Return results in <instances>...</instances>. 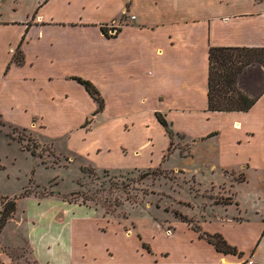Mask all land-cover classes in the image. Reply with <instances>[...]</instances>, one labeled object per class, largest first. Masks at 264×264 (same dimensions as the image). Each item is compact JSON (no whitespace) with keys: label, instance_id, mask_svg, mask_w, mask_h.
Wrapping results in <instances>:
<instances>
[{"label":"crops","instance_id":"obj_1","mask_svg":"<svg viewBox=\"0 0 264 264\" xmlns=\"http://www.w3.org/2000/svg\"><path fill=\"white\" fill-rule=\"evenodd\" d=\"M62 2L78 3L76 12L57 11ZM36 7L24 21L0 19V27L16 32L15 45L0 63L4 98L12 103L18 99L12 88L32 89L20 108L30 116L29 126L43 128L41 103L51 112L83 117L97 108L73 77L90 80L105 97L98 114L104 115L110 147L121 141L120 148L145 154V165L179 156L181 164L170 170L201 176L211 182V191L222 190L216 194L226 200L204 207L200 219L180 213L202 231L221 234L238 252L218 251L174 212L169 234L157 218L140 219L129 232L116 220L95 216L100 239L95 244L78 226L76 204L24 197L21 218L16 219V206L0 232L1 263L264 264V68L251 66L239 78L241 89L257 97L249 110L208 109L209 48L264 47V0H39ZM19 44L20 64L13 61ZM248 76L255 78V91L249 92ZM158 133L169 150L157 156L151 150ZM25 222L26 233L8 244L3 237L8 227L23 229ZM21 246L28 248L27 257L9 254Z\"/></svg>","mask_w":264,"mask_h":264},{"label":"rangeland","instance_id":"obj_2","mask_svg":"<svg viewBox=\"0 0 264 264\" xmlns=\"http://www.w3.org/2000/svg\"><path fill=\"white\" fill-rule=\"evenodd\" d=\"M38 1L0 0V19L24 21L38 9ZM77 7L78 3L67 5L62 2L57 11L65 8L75 13ZM110 24L114 26L116 23ZM15 40V27H0V63L9 56V48L15 45ZM247 81L250 82L249 92L255 91L254 76H248ZM6 85L0 82V197L16 199V219L21 218L22 210L27 206L24 197L67 200L76 204L74 215L81 218L78 226L84 228L86 237L96 244L100 239L95 234V216L105 217L107 221L116 220L129 232L142 219L157 218L169 234V218L173 212L197 214L196 218L200 219L204 207H211L217 199L226 200L216 194L222 190L209 189L211 182L206 178L198 176L193 179L170 170L180 163L179 156H166L167 159L160 161L158 166L145 165V154L137 157L120 148L121 141L113 140L110 147L104 115H94L97 108L83 117L82 113L76 112H51L46 104L39 103L41 109L46 108L40 115L44 127L40 128V123L37 127L29 126L30 116L20 104L26 99V93L31 95L32 89L12 88L18 99L10 103L4 98ZM95 86L105 99L100 88ZM84 104L88 106L89 102ZM134 136L141 140V135ZM153 136L155 145L152 150L143 148L142 151L151 150L157 156L163 150L167 153L169 147H165L164 134ZM117 138L123 140L119 135ZM17 228L11 225L3 235L8 244L19 240L20 232L26 233L27 222L23 229L22 226ZM28 253L25 246L9 252L15 259L27 257Z\"/></svg>","mask_w":264,"mask_h":264},{"label":"trees","instance_id":"obj_3","mask_svg":"<svg viewBox=\"0 0 264 264\" xmlns=\"http://www.w3.org/2000/svg\"><path fill=\"white\" fill-rule=\"evenodd\" d=\"M101 28L107 35L105 27L102 26ZM13 61L18 64L23 61L20 44L14 53ZM254 65H260L264 68V47L211 46L209 48L208 109L210 111L249 110L256 102L257 97H250L246 91L241 89L239 78L249 67ZM73 78L84 85L89 94L97 101L98 107L94 111V115L103 111L105 105L104 98L95 84L81 77ZM156 114L159 121L164 125L169 137L173 139L174 133L169 128L165 118L158 112ZM33 153H35L34 148ZM0 199L2 205L0 212L1 231L9 217L16 210V199L6 196ZM174 213L177 217L192 225L195 230L199 231L200 236L205 238L218 251L224 253L238 252L236 247L230 245L221 234L202 231L193 219L177 211Z\"/></svg>","mask_w":264,"mask_h":264},{"label":"built area","instance_id":"obj_4","mask_svg":"<svg viewBox=\"0 0 264 264\" xmlns=\"http://www.w3.org/2000/svg\"><path fill=\"white\" fill-rule=\"evenodd\" d=\"M168 232H170V230H169ZM248 263H249V264H252V261H249ZM0 264H2L1 261H0Z\"/></svg>","mask_w":264,"mask_h":264}]
</instances>
